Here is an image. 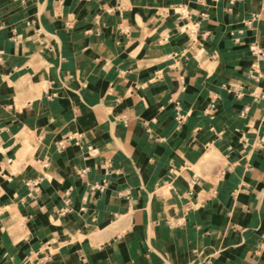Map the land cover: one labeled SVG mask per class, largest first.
Masks as SVG:
<instances>
[{
	"label": "crops",
	"instance_id": "0c3cea01",
	"mask_svg": "<svg viewBox=\"0 0 264 264\" xmlns=\"http://www.w3.org/2000/svg\"><path fill=\"white\" fill-rule=\"evenodd\" d=\"M0 264H264V0H0Z\"/></svg>",
	"mask_w": 264,
	"mask_h": 264
},
{
	"label": "rangeland",
	"instance_id": "374dc122",
	"mask_svg": "<svg viewBox=\"0 0 264 264\" xmlns=\"http://www.w3.org/2000/svg\"><path fill=\"white\" fill-rule=\"evenodd\" d=\"M208 157H210V156H208Z\"/></svg>",
	"mask_w": 264,
	"mask_h": 264
}]
</instances>
